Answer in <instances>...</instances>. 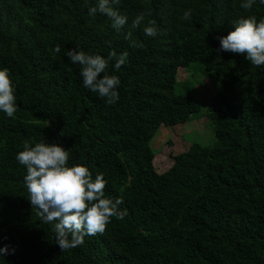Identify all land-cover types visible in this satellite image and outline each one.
<instances>
[{"label": "trees", "instance_id": "1", "mask_svg": "<svg viewBox=\"0 0 264 264\" xmlns=\"http://www.w3.org/2000/svg\"><path fill=\"white\" fill-rule=\"evenodd\" d=\"M244 2L119 0L112 6L127 23L117 31L106 15L88 14L98 0H0V68L17 104L12 117L0 111V248H9L0 264H264V65L220 50L218 39L242 18L264 19L260 0ZM150 21L155 37L144 32ZM69 49L128 53L106 70L120 80L118 100L83 86ZM191 64L221 88L206 110L214 142L193 143L158 174L150 141L160 126L201 111L188 82L175 92L178 69ZM41 141L69 150L68 166H86L93 179L103 173L105 196L122 199L127 215L61 251L16 159L25 142Z\"/></svg>", "mask_w": 264, "mask_h": 264}, {"label": "clouds", "instance_id": "2", "mask_svg": "<svg viewBox=\"0 0 264 264\" xmlns=\"http://www.w3.org/2000/svg\"><path fill=\"white\" fill-rule=\"evenodd\" d=\"M119 0H98L96 7L89 8L88 14L97 12L106 15L112 21V27L119 31L126 23L127 17L121 15L112 5ZM256 0H245L242 8L249 9ZM264 4V0H260ZM186 11L184 19H190ZM144 21V14H138L132 22L136 28ZM147 36L155 37L157 27L154 21L144 28ZM130 36L131 33H128ZM220 50L243 55L254 66L264 65V19L259 22L256 17L240 19L226 36L219 37ZM54 52L59 53L57 45ZM128 53L119 56L111 52L108 58L99 54H86L82 50L69 49L67 57L74 64L81 65L83 86L101 97L108 98V103L119 99L116 90L120 80L116 75L107 74L110 60H115L118 70L127 59ZM0 111L12 117L17 111L15 88L10 71L0 68ZM48 126V122H47ZM69 150L55 143L44 141L33 145L25 142L23 150L17 153V161L26 168L24 177L29 193V200L37 214L46 224H53L56 243L61 251L76 248L84 243L85 236L103 234L111 218L123 219L126 210H120L123 203L120 198L105 196L107 181L103 173H92L84 165L68 166ZM9 254L8 246L0 248V255Z\"/></svg>", "mask_w": 264, "mask_h": 264}, {"label": "rangeland", "instance_id": "3", "mask_svg": "<svg viewBox=\"0 0 264 264\" xmlns=\"http://www.w3.org/2000/svg\"><path fill=\"white\" fill-rule=\"evenodd\" d=\"M176 81V93L183 91L184 82L193 86L192 95L201 106V111L188 123L160 126L150 141V147L154 151L153 167L158 174L167 171L173 163V157L188 150L193 143L209 146L214 142V129L206 116V110L213 96L221 92V88L209 75L201 72L197 64L179 68Z\"/></svg>", "mask_w": 264, "mask_h": 264}]
</instances>
